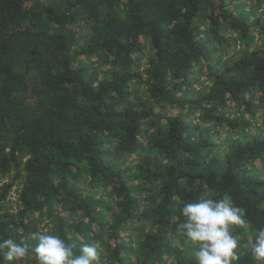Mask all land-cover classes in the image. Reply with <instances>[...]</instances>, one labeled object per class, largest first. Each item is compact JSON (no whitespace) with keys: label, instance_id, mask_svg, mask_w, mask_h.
Here are the masks:
<instances>
[{"label":"trees","instance_id":"trees-1","mask_svg":"<svg viewBox=\"0 0 264 264\" xmlns=\"http://www.w3.org/2000/svg\"><path fill=\"white\" fill-rule=\"evenodd\" d=\"M260 119L264 0H0V239L195 264L181 208L227 192L256 264Z\"/></svg>","mask_w":264,"mask_h":264},{"label":"clouds","instance_id":"clouds-1","mask_svg":"<svg viewBox=\"0 0 264 264\" xmlns=\"http://www.w3.org/2000/svg\"><path fill=\"white\" fill-rule=\"evenodd\" d=\"M181 215L179 227L193 245L195 264H238L240 241L234 228L247 233L251 226L246 210L237 206L232 195L225 192L220 198L201 196L185 202ZM27 239L35 242L34 249L11 237L0 239V264H21L32 256L36 264H99L95 245H84L77 252L60 235L46 232L34 233ZM247 246L256 264H264V228L255 231Z\"/></svg>","mask_w":264,"mask_h":264},{"label":"rangeland","instance_id":"rangeland-1","mask_svg":"<svg viewBox=\"0 0 264 264\" xmlns=\"http://www.w3.org/2000/svg\"><path fill=\"white\" fill-rule=\"evenodd\" d=\"M262 118V117H261ZM264 120V119H263ZM262 119H260V121H263Z\"/></svg>","mask_w":264,"mask_h":264}]
</instances>
